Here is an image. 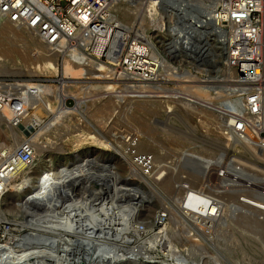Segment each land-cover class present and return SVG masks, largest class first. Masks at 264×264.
<instances>
[{
	"label": "rangeland",
	"instance_id": "rangeland-1",
	"mask_svg": "<svg viewBox=\"0 0 264 264\" xmlns=\"http://www.w3.org/2000/svg\"><path fill=\"white\" fill-rule=\"evenodd\" d=\"M156 2L114 0L124 37L133 40L123 80L109 76L110 63L89 55L80 56V68L71 53L63 62L61 48L53 68L36 65L38 35L20 26L2 31L7 17L0 13L5 76L56 85L61 76L89 78L36 84L40 99L24 122L23 116L9 126L0 117V157L14 151L18 157L25 145L32 150L14 171L0 165V264H264L263 138L248 128L258 141L251 146L225 135L210 108L220 105L218 90L230 92L220 86L236 72L202 31L204 8L179 9L182 28L193 36L176 49L167 45L177 33L175 10ZM127 6L134 9L128 17ZM145 45L151 60L142 57ZM133 47L139 52L130 53ZM141 62L148 78L130 70ZM81 155L85 167L75 170ZM155 155L168 170L151 167L145 157ZM51 170L63 179L42 193Z\"/></svg>",
	"mask_w": 264,
	"mask_h": 264
},
{
	"label": "built area",
	"instance_id": "built-area-1",
	"mask_svg": "<svg viewBox=\"0 0 264 264\" xmlns=\"http://www.w3.org/2000/svg\"><path fill=\"white\" fill-rule=\"evenodd\" d=\"M157 2L160 8L167 7L175 10L173 16L178 25L177 35L181 40L189 43V36L193 34L190 31L185 32L182 28L179 9L186 8L188 13L196 7L206 10L205 16L200 19L203 24L202 31L212 36L218 44L220 54L224 57V66H232L236 69V74L238 70L239 76L233 80L232 89L248 93V102L253 104L252 111L259 110L260 108H256L255 103L258 102L260 107L261 84L258 82L259 72L256 70L260 69L262 72L264 69L261 51L264 26L262 0H217L215 5L211 4V0L200 2L196 0H157ZM109 7L110 0H0V12L18 25L33 29L44 44H59L66 48L78 47L97 56L94 50L98 47V42H101L98 57L108 62L109 58L115 59L117 56L125 55L127 46L122 33L123 26L112 18L111 7ZM208 12H211V17ZM186 18H189L186 19L187 21L193 22L190 15ZM99 39L104 40L102 42ZM111 65L115 70L111 78L127 79L118 78L119 71L126 63L122 61L121 64L111 63ZM0 79L4 80L0 81V105L7 102L15 111L20 110L13 115L12 122L17 123L22 118L18 115L22 112L21 107L27 101L28 93L18 91L17 83H13L14 78L1 76ZM244 118V116H239L236 128L244 130L243 132H247L249 128L253 132L250 122ZM257 120L258 123L262 122L260 117ZM263 132L264 130L260 131V133ZM255 136L259 141V135L255 134ZM31 156V148L25 145L19 151L17 158L26 162Z\"/></svg>",
	"mask_w": 264,
	"mask_h": 264
},
{
	"label": "bare ground",
	"instance_id": "bare-ground-1",
	"mask_svg": "<svg viewBox=\"0 0 264 264\" xmlns=\"http://www.w3.org/2000/svg\"><path fill=\"white\" fill-rule=\"evenodd\" d=\"M129 1V0H128ZM140 2V1H139ZM149 2V1H148ZM157 4H158V2H156ZM113 4H115L114 3V0L112 1V0H110V10H111V16H112V18H114L115 19V21L119 24V25H121V21L118 19V17L115 15V13L113 12V10H112V8H114V6L115 5H113ZM149 3H147V5H148ZM156 4V6L158 7V5ZM138 5V4H137ZM140 5V4H139ZM151 5V4H150ZM149 5V7L148 8H150L151 6ZM134 8V7H133ZM137 7H135V9H136ZM262 8H263V12H264V0H262ZM123 9V8H122ZM127 9H129V10H127V12H126V15L128 14V12H129V14H131V13H133L132 11L134 10V9H132L131 7H128L127 6ZM139 9H140V7H139ZM214 9V8H213ZM124 10L126 11V9L124 8ZM125 11L123 12V13H125ZM137 11H138V8H137ZM149 12H150V9L148 10ZM135 12V11H134ZM1 13V15L2 16H5V17H7L6 18V20H5V24L3 25V27H2V31H11L12 29L14 30L16 27H18V26H20V25H18L17 23H15L14 21H11L9 18H8V16L7 15H5L4 13H2V12H0ZM210 13V17H211V12H209ZM212 13H213V10H212ZM125 15V14H124ZM132 15H134V14H132ZM126 17V16H125ZM127 17H128V15H127ZM134 16H132L131 18H133ZM138 17V16H137ZM146 17H148V14H147V16ZM141 19V18H140ZM133 20V19H132ZM145 20H146V18L144 19H142V21H141V23L142 22H145ZM135 20H133V22H134ZM132 22V25L134 24ZM151 22H153V19H151V16H149V23H151ZM129 23H131V22H129ZM148 23V24H149ZM174 23H176V22H174ZM147 24V25H148ZM144 25V24H143ZM123 26V25H122ZM21 28H23V30L24 31H28L29 29H28V27H24V26H20ZM33 32H35L33 29H31ZM173 30H175V29H173ZM176 30L178 31V28H176ZM1 31V30H0ZM15 32V31H14ZM125 32V28H124V26H123V38H124V42L126 41L127 42V46H126V49H125V51H126V53H125V55H123V56H117L115 59H112V58H109L110 60H114V61H116L117 63H119V64H121L122 63V61L124 62V63H126V65L123 67V69L121 70V71H119V73H118V75H119V77H123V78H129V76H128V74H120L122 71H124V69H126L127 67H129L130 66V63H128L126 60L127 59H125V56H126V54H127V50L129 49V46L131 47V43H132V41H130V38H131V35H129V37H128V39L126 40L125 39V37H124V33ZM263 32H264V26H263ZM263 32H262V47H261V51H262V55H263V61H264V50H263V47H264V37H263ZM31 33V32H30ZM35 33H37V32H35ZM14 34V33H13ZM16 34V33H15ZM37 37V36H36ZM8 38V37H7ZM176 38V39H175ZM175 39V40H174ZM103 40L104 39H99V41H102L103 42ZM38 43H39V46H40V48H42V53L38 56V57H36L35 59H33L34 60V63L36 64V65H40V66H42V64L43 63H46V62H51V63H49L50 64V66H51V68H53V66H52V61L54 60V62L56 63V61H57V56H58V53L55 51V50H59V52H61L60 51V48L63 50L62 52H61V54H62V56H63V62H64V54H66V53H71L73 56H72V59H73V63H75V64H78V65H75L77 68L79 67L80 68V66H83V65H79L80 63H81V61H80V56H82L83 54H85L86 56H91V57H93V58H96V60H100V61H105V60H103L102 58H99L98 56L100 55V53H96V51H98V52H100L99 51V49H100V45H101V42H98V44H97V48H96V50H94L95 51V53H96V55L97 56H93V55H91V54H89L88 52H85L83 49H79L78 47L77 48H74V47H71V48H66V47H64L63 45H59V44H57V45H46V44H44L43 43V41H42V39L38 36ZM180 43H181V38H179L178 37V35H177V33H176V35H175V37L174 38H172L171 39V41L170 42H168L167 43V45L169 44V45H171V46H173L174 47V45H175V48L177 49V46H180ZM150 45V44H149ZM146 46V54H143L142 55V57L143 56H145V58L146 59H148V60H151V57H153L152 55H150L149 54V50H148V45H145ZM170 49H172V48H170ZM176 49H172L170 52L171 53H176L177 52V50ZM139 50H140V48H138V47H136V49H134V47L133 48H131V52L130 53H133V52H136V51H138L139 52ZM178 50H181V49H179L178 48ZM5 51V50H4ZM29 51V50H28ZM2 52V51H1ZM183 53V55L185 54V55H187L186 53H184V52H182ZM220 53H221V51H220ZM6 54V53H5ZM29 55V54H28ZM150 55V56H149ZM29 58H30V56H29ZM128 58L130 59V56H128ZM31 59V58H30ZM108 59V60H109ZM124 59V60H123ZM128 59V60H129ZM222 59H224V57L222 58ZM82 60V59H81ZM83 61V60H82ZM131 61V60H130ZM139 61V60H138ZM196 61H198L199 62V59L197 60L196 59ZM227 61H228V59H227ZM106 62H108V61H106ZM229 62V61H228ZM108 63H110V65H111V63L112 62H108ZM146 63H148V62H146ZM107 64V63H106ZM199 64H200V62H199ZM144 65L145 64H143L142 62L141 63H138V66H139V69H141L140 71H137V70H135V69H130V70H133V71H136L137 73H139V74H141V73H144L145 72V74H143V75H141V77H145V78H148L147 76H148V72L146 71V69H144L143 67H144ZM74 66V67H75ZM102 66V65H101ZM101 66H99V67H101ZM112 66V65H111ZM143 66V67H142ZM57 67V66H56ZM102 67H104V66H102ZM101 67V68H102ZM109 67V66H108ZM114 67V66H113ZM106 68V67H105ZM135 68H137V67H135ZM156 68V67H155ZM228 69H233V67L232 66H229V67H227ZM68 69V68H67ZM109 69V68H108ZM148 69H150V68H148ZM47 70V69H46ZM43 71V72H45V73H50L48 70L47 71ZM153 70V69H152ZM235 70V72H236V69H234ZM42 71V70H41ZM55 72H57V71H55ZM69 72V71H68ZM111 72V71H110ZM114 72V71H113ZM126 72V71H125ZM256 72H259V78H257L258 79V82H260V84H261V89H260V91H261V95H260V107L258 106V102H256L255 104H256V108H260L259 110H256V111H252V106H253V104H249V94L247 93V94H245V92H240V91H238V90H233L232 89V87H234V82H233V80L235 79H233L232 81L230 80L229 81V85H226L225 87H223V86H220V89H222L223 90V88L225 89L226 87L228 88V89H230V92H228V93H225V94H223V93H221V90H218L219 91V95H218V98H217V101H218V103L220 104L219 106H216L215 108L212 106V107H210L211 108V110L212 111H214L221 119H222V127H223V131H224V134L225 135H227V136H229V137H233V138H235V139H237V140H242V141H244V142H246V143H248V144H250L251 146H253V145H257V143H258V141H257V139H254V138H252V137H250L249 135H248V133L247 132H243L241 129H237L236 128V123L238 122V120H239V116H244L245 118V120H247L248 122H250V125H251V127H252V130H253V132L255 133V134H257V135H259V137H261V138H263L264 139V136H262L261 135V133H260V131L261 130H264V87H262V85L264 84V69L262 70V72L260 71V69H257L256 70ZM8 73V72H7ZM5 74H6V71H4V70H1L0 69V77L1 76H5ZM43 74V73H42ZM113 73H111V74H109V76L111 75V76H113L112 75ZM131 74V73H130ZM138 74V75H139ZM108 75V74H107ZM135 76H136V74H134ZM166 75V74H165ZM150 76V75H149ZM236 76H239V74H238V70H237V74H236ZM235 76V77H236ZM132 77H133V75H132ZM169 77V76H168ZM171 77V76H170ZM150 78V77H149ZM52 79H54V78H52ZM51 79V80H52ZM59 79V84L58 85H56V84H54V83H50V82H38V81H33V80H31V79H28V80H22V79H20V78H14V82L13 83H17L16 85H17V88H18V91H22V92H27L28 93V98H27V101L25 102V104L21 107V109H22V112L21 113H19V115L18 116H22V118H23V116H24V118H23V122H24V120H25V118H26V111L28 112V109H29V106H31L32 104H33V102H37V100H39L40 99V96H39V92L35 89L36 88V84H54L55 86H61L62 85V81H74V82H80V80L81 81H85L86 79H89V78H82V77H74V78H66V76L65 77H60V78H58ZM183 79V78H182ZM176 80H179V77H178V79H176ZM0 81H4L3 79H0ZM140 82V81H139ZM184 82V81H183ZM252 82V84H255V82L254 81H251ZM257 82V83H258ZM82 83H84V82H82ZM70 84H72V83H70ZM252 84H249V85H252ZM12 85V84H11ZM14 85V84H13ZM43 86V85H42ZM71 86V85H70ZM46 87V86H45ZM182 87V86H181ZM180 87V88H181ZM251 87V86H250ZM50 88V87H49ZM207 88H210V87H207ZM240 89H244V88H241L240 87ZM38 90H40V89H38ZM59 92V91H58ZM221 93V94H220ZM41 94V93H40ZM61 94H63V93H61ZM142 94V93H141ZM58 95V94H57ZM66 95V94H65ZM44 96V95H43ZM68 97V96H67ZM66 97V98H67ZM134 97H135V95H134ZM228 97H233V98H236V99H230V98H228ZM58 99V98H57ZM75 100H76V102H77V98H75ZM65 102H66V100H65ZM34 103V104H35ZM136 103H138L137 101H136ZM33 104V105H34ZM37 104V103H36ZM182 104H184V103H182ZM200 104H202V103H200ZM224 105H226V106H224ZM62 106V105H61ZM219 107V108H218ZM31 108V107H30ZM57 110V109H56ZM20 111V110H19ZM19 111H15L11 106H10V103H4V104H2V105H0V117L2 118V114H3V116L5 115V117H6V120H7V122H8V124H9V126H10V123L12 124V121H13V115H15L17 112H19ZM204 115V114H203ZM211 115V114H210ZM207 116V115H206ZM209 116V115H208ZM258 117H260V119L262 120V122H260V123H258V120H257V118ZM60 118V117H59ZM209 118V117H208ZM213 118V117H212ZM55 121V120H54ZM10 122V123H9ZM53 123V122H52ZM56 123V122H55ZM259 124H260V126H259ZM13 126V125H12ZM44 132V131H43ZM263 139H261L263 142H264V140ZM31 144H32V142L31 141H29ZM260 143H261V141H260ZM179 144V143H178ZM33 145V144H32ZM48 146V145H47ZM47 146H46V148H47ZM33 147H34V145H33ZM137 153V152H136ZM152 153V152H151ZM143 154V153H142ZM16 155H17V152L16 151H14L13 153H12V155L11 156H9V158L8 159H2L1 157H0V165H2L3 164V167L1 168V170L3 171V170H7L8 168H9V171H14V169H15V166L17 165V163L18 162H20V163H23V164H25V162H23V161H21L20 159H18L17 157H16ZM34 155H35V148H34ZM140 154H138V155H134L133 157L135 158V157H137V158H142L141 157V155L139 156ZM151 155V154H150ZM144 158V157H143ZM165 158V157H164ZM145 159L146 160H148V163H151V167H153V164L154 165H158L159 167H161V169L162 170H160V171H166V170H168V167H170V165H166L165 164V161L164 160H162V159H160L159 158V156H157V155H155L154 157H149V156H147V158L145 157ZM85 160H86V158H85V155H81V156H78V161L74 164L76 167L74 168L75 170H80V169H83L84 167H85V164H84V162H85ZM140 159H138V161H139ZM142 160V159H141ZM140 164H144V163H140ZM11 165V166H10ZM10 166V167H9ZM60 179H63V176L58 172V171H55V170H51L50 172H46L45 174H44V177H43V180H42V182H41V186H40V188H42V189H44V191L42 192V193H48V191L50 190H48L47 191V188L53 183L54 184V182H58ZM1 183V182H0ZM51 188V187H50ZM31 195H33L32 197H31V199L32 200H34L36 197L34 196V194H31ZM47 197V196H46ZM45 196H42V197H39V198H37V199H40V198H46ZM31 199H29V200H31Z\"/></svg>",
	"mask_w": 264,
	"mask_h": 264
}]
</instances>
